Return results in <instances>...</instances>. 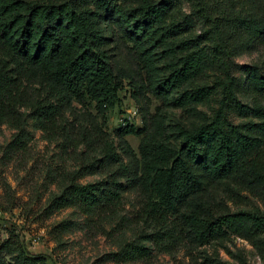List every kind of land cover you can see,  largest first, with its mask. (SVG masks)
Listing matches in <instances>:
<instances>
[{"label":"trees","instance_id":"trees-1","mask_svg":"<svg viewBox=\"0 0 264 264\" xmlns=\"http://www.w3.org/2000/svg\"><path fill=\"white\" fill-rule=\"evenodd\" d=\"M218 4L192 0V12L205 27L188 35L187 20L173 15L169 0H0V114L21 126L9 67L14 61L18 74L40 78L45 90L32 105L35 127L43 133L66 130L64 112L73 102L94 107L103 118V125L94 119L78 131L77 144L88 151V160L63 171L48 208L76 207L97 221L101 234L116 238L115 250L107 254L112 262L179 249L196 261L195 251L210 246L212 255H199L202 264H231L218 252L240 260L226 244L233 237L264 252V209L251 202L264 205V59L246 67L244 91L251 105L238 95L232 62L254 41L264 42V0H241L230 14L218 11ZM111 41L119 42L130 68L112 65ZM209 63L216 69L210 83ZM124 79L142 113L141 127L126 124L115 131L125 162L104 130ZM215 94L210 114L198 108ZM151 99L159 104L149 114ZM169 107L191 123L170 124ZM230 112L250 120L234 124ZM129 134L140 136L139 159L125 139ZM97 170L105 177L79 181ZM124 184L139 196L130 220L140 226L129 238L123 235L130 220L120 214ZM0 253L14 255L16 264H45L27 256L13 235Z\"/></svg>","mask_w":264,"mask_h":264},{"label":"rangeland","instance_id":"rangeland-1","mask_svg":"<svg viewBox=\"0 0 264 264\" xmlns=\"http://www.w3.org/2000/svg\"><path fill=\"white\" fill-rule=\"evenodd\" d=\"M46 1V0H43ZM241 0H219L218 11L230 14V9H240ZM171 11L175 17H185L189 24L188 35H196L205 27L192 12V0H169ZM263 7V5L261 4ZM106 35L110 28L106 23ZM116 40V39H115ZM208 43H206V46ZM111 63L114 67L130 68V60L121 49L119 42L109 43ZM264 59V42L254 41L249 51L241 52L232 57L234 75L237 77L239 97L242 102L251 105L250 99L244 91L246 83V67ZM9 61V67L17 84L16 117L21 126L9 120V117L0 114V246L9 238L17 236L27 256L44 259L45 264H202L200 254L212 255V247L206 246L195 251L197 260H191L183 249L172 255L153 250L149 258L126 263H115L108 259L107 254L116 248V238L101 234L97 221L82 213L76 207H65L50 210L49 202L53 195L59 192L63 171H72L88 160V151L83 145L77 144V133L83 127H88L90 121L103 125V118L96 115L94 107L84 108L73 102L65 111L66 130L53 136L43 133L35 127L33 118V102L45 97L40 78L25 77L18 74L16 63ZM30 71V70H29ZM31 72V71H30ZM216 69L212 63L207 66L205 79L213 82ZM218 94L212 96L198 108L211 113L216 105ZM142 102H144L141 99ZM159 102L151 99L149 114ZM140 105L132 96L131 86L127 79L123 81V88L118 92L115 106L107 111L104 130L109 133L117 149L119 139L115 131L126 124L135 128L142 125ZM168 122L177 121L191 123L186 114L179 109L169 107ZM228 119L234 123H244L250 120L239 116L235 112L228 114ZM133 149L136 159L140 136L129 134L125 136ZM118 152L119 149H118ZM121 158L127 159L121 152ZM105 177V173L97 170L94 173L84 174L79 181L82 183L94 182ZM124 183L123 177L121 178ZM2 183L8 185L6 191ZM124 202L121 209L126 219H132L138 207V194L124 184ZM251 202L264 209L263 203L251 198ZM95 219V218H94ZM127 221V231L123 237H131L132 231L138 226ZM66 226V227H65ZM65 227V229H64ZM227 247L233 254L230 256L225 250L219 249V256L231 264H264V252H259L247 241L233 237L227 241ZM3 264H16L15 256L0 253Z\"/></svg>","mask_w":264,"mask_h":264}]
</instances>
